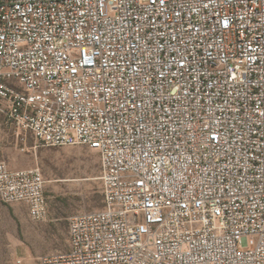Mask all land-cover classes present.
<instances>
[{
  "label": "built area",
  "instance_id": "built-area-1",
  "mask_svg": "<svg viewBox=\"0 0 264 264\" xmlns=\"http://www.w3.org/2000/svg\"><path fill=\"white\" fill-rule=\"evenodd\" d=\"M0 118L99 156L102 208L35 264H264V0H0ZM44 183L0 160L32 221Z\"/></svg>",
  "mask_w": 264,
  "mask_h": 264
},
{
  "label": "rangeland",
  "instance_id": "rangeland-1",
  "mask_svg": "<svg viewBox=\"0 0 264 264\" xmlns=\"http://www.w3.org/2000/svg\"><path fill=\"white\" fill-rule=\"evenodd\" d=\"M0 123L2 124L1 118ZM16 143L12 128L0 126V159L19 169L37 167L44 183L48 219L32 221L24 203L0 201V264H35V259L68 250V219L103 206L99 156L84 146L32 149ZM24 148V151H21ZM10 166V167H11Z\"/></svg>",
  "mask_w": 264,
  "mask_h": 264
},
{
  "label": "crops",
  "instance_id": "crops-1",
  "mask_svg": "<svg viewBox=\"0 0 264 264\" xmlns=\"http://www.w3.org/2000/svg\"><path fill=\"white\" fill-rule=\"evenodd\" d=\"M1 160V159H0ZM2 161H4V160H2ZM6 164H7V166L10 168V169H19V168H16V167H12L11 165H10V161L8 160V159H5V161H4ZM11 166V167H10ZM26 209H27V206H26Z\"/></svg>",
  "mask_w": 264,
  "mask_h": 264
}]
</instances>
